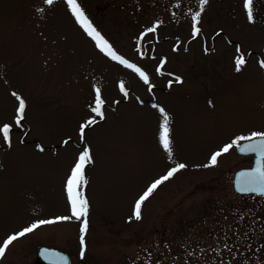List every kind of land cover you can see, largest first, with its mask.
Listing matches in <instances>:
<instances>
[{"label": "rangeland", "instance_id": "374dc122", "mask_svg": "<svg viewBox=\"0 0 264 264\" xmlns=\"http://www.w3.org/2000/svg\"><path fill=\"white\" fill-rule=\"evenodd\" d=\"M77 2L149 82L98 47L68 0H0V129L19 125V99L27 129H12L8 140L0 131L7 145L0 149V239L29 221L71 216L67 181L88 149L81 188L88 230L178 235L186 228L195 246H233L224 237L233 216L220 211L236 196L231 178L241 160L234 146L215 165L211 157L236 137L264 132V0H253L251 18L247 0ZM240 56L246 62L237 71ZM97 88L103 118L92 111ZM165 114L171 152L161 139ZM90 119L96 123L82 135ZM178 164L186 167L154 190L135 219L140 196ZM263 210L264 203L246 212L253 229ZM81 226L72 218L44 229L49 241L72 251ZM91 242L104 251L105 244Z\"/></svg>", "mask_w": 264, "mask_h": 264}, {"label": "flooded vegetation", "instance_id": "af4514ba", "mask_svg": "<svg viewBox=\"0 0 264 264\" xmlns=\"http://www.w3.org/2000/svg\"><path fill=\"white\" fill-rule=\"evenodd\" d=\"M23 123L25 122L21 118L19 125L10 128V132L12 129L20 131L22 134L26 132L27 129ZM4 147H7V145H0V149ZM234 153L241 162L234 165L233 168L231 178L233 189L235 171L240 168H250L255 157L254 151L240 153L237 151L236 146H234ZM262 170H264V157L262 159ZM234 191L235 198L224 200L221 206L222 211H220V214L225 212V214L233 216V229L224 234V237L234 239L233 246H195L193 245L192 233L186 228L180 231L178 235L175 232L169 235L167 231L158 229L147 231L143 229H112L102 232L88 230L84 234L83 245L80 241L82 233L78 231L75 236L76 243L70 251L69 248H63L58 243L49 241L53 237L51 238L44 229V224L10 245L5 256L0 259V264H264V226H261L264 223V219H262L264 210L258 225L260 226L258 227L259 230L253 229L252 217L246 216V212L264 203V195L257 192H239L235 189ZM212 209H214V206ZM32 224L33 222L30 223L29 221L18 229L6 233L1 237L0 244L8 236L18 233ZM220 233L223 232L220 231ZM172 238H175V240ZM91 240L105 244L104 251L100 253V251H97V247H89L92 243ZM176 240L180 244H177ZM42 247L63 251L68 257L64 253L49 255L47 252L39 254L38 250ZM12 250H15L16 255L7 257V254ZM82 251L84 255H81ZM216 254H220L221 261H207V259H214L213 257L216 259Z\"/></svg>", "mask_w": 264, "mask_h": 264}, {"label": "snow or ice", "instance_id": "6c2138e0", "mask_svg": "<svg viewBox=\"0 0 264 264\" xmlns=\"http://www.w3.org/2000/svg\"><path fill=\"white\" fill-rule=\"evenodd\" d=\"M48 4H52L54 0H46ZM68 3L72 6V11L75 14L77 20L79 23L87 30L88 34L92 36L96 41L98 47H100L107 55L111 56L112 59L120 61V63L125 64L129 68L135 69V71L139 72L140 76L144 80L145 83L149 82L148 75L142 71L140 68L136 67L134 64L129 63L126 61L123 57L117 55L115 51L112 49V46L104 40V38L101 36V34L95 29V27L92 25L91 21L87 18L84 11L78 4L77 0H68ZM201 3L203 5H206L208 3V0H201ZM247 6L249 8V17H252V7H253V0H247ZM203 10V9H201ZM199 15L200 13L196 14L197 23L199 22ZM149 32H154L155 29H149ZM195 32L198 34L200 32L199 28L195 29ZM245 58L243 56H240L236 60V70L239 71L241 66L245 64ZM261 66L264 67V62L261 63ZM179 80V78H177ZM121 90L124 91V85L121 83L120 85ZM96 105L92 109L93 112L97 113L98 115L103 118V113L101 112V105L103 101L100 99V89H96ZM127 94V93H125ZM13 95H16L13 93ZM19 99V98H18ZM25 110V102L23 99H19V116L17 117L16 123L19 124L20 120L23 116ZM160 111L163 113L164 109L161 108ZM168 116L167 114L164 115V124H163V131H162V143L166 150L171 152V140L169 138V124H168ZM95 119L88 120L84 125L81 126V134L83 135L84 129L91 126L92 124H95ZM0 131L3 132V136L6 140L9 139V133H10V126L4 125ZM256 137L264 138V132H253L250 136H239L237 137L231 144L225 145L223 149L220 152H216L211 157V164L215 165L217 162V157L222 155L223 153H227L230 149L233 148V146H236L240 148L241 151H258L264 149V139H260L256 143H250L246 145H241V141L245 140H253ZM66 143V142H65ZM92 156L90 150L86 149L83 151L79 158L77 163L75 164L71 176L69 177L67 181V192L70 200L71 205V216H65V217H57L54 220H41L36 223H33L29 227L24 228L23 230L19 231L18 233H14L10 236H8L2 244H0V259H2L5 254L6 250L9 248L10 245H12L15 241H17L19 238L24 237L26 234L33 232L36 228H38L41 225L44 224H52L59 221H66L70 220L72 218H75L76 220L82 221L81 226V237L80 241L81 244H84V234L87 233L89 229V220H88V212H89V202L87 198L83 195L81 188L83 184L86 183L85 177H84V169L87 164L91 163ZM186 165L184 164H178L176 167L170 169L168 173L163 176L161 179L156 180L153 182L147 190L143 193V195L140 196V198L137 200L135 204V210H134V217L135 219L139 220L141 219V206L151 196V194L154 192V190L162 184L164 181H167L169 178H171L176 172L179 170L185 168ZM261 177H264V172H261ZM81 255H84L83 251L81 252Z\"/></svg>", "mask_w": 264, "mask_h": 264}, {"label": "water", "instance_id": "95a60500", "mask_svg": "<svg viewBox=\"0 0 264 264\" xmlns=\"http://www.w3.org/2000/svg\"><path fill=\"white\" fill-rule=\"evenodd\" d=\"M260 139L264 138L256 137L251 141L245 140L241 142V145L256 143ZM237 151L240 153L251 152L241 151L238 147ZM254 152L255 157L253 165L250 168H240L235 171L233 177V186L234 189L239 192H257L264 195V177H261L260 175L261 172H264V170H262V159L264 157V149ZM47 252L49 253V255L64 253L66 257H68L65 252L50 247H42L38 250L39 254H45Z\"/></svg>", "mask_w": 264, "mask_h": 264}]
</instances>
